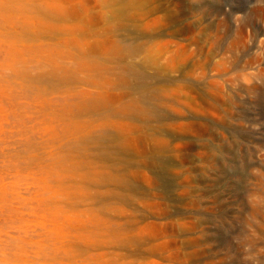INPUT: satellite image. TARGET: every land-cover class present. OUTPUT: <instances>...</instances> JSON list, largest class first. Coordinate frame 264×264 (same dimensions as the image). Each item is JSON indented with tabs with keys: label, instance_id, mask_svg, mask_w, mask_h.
I'll list each match as a JSON object with an SVG mask.
<instances>
[{
	"label": "rangeland",
	"instance_id": "obj_1",
	"mask_svg": "<svg viewBox=\"0 0 264 264\" xmlns=\"http://www.w3.org/2000/svg\"><path fill=\"white\" fill-rule=\"evenodd\" d=\"M0 264H264V0H0Z\"/></svg>",
	"mask_w": 264,
	"mask_h": 264
},
{
	"label": "bare ground",
	"instance_id": "obj_2",
	"mask_svg": "<svg viewBox=\"0 0 264 264\" xmlns=\"http://www.w3.org/2000/svg\"><path fill=\"white\" fill-rule=\"evenodd\" d=\"M140 2L138 1H128V2H125L122 7H119L117 9H115V14L117 17L119 18H128L130 17L131 15L129 14V10L132 8H135L136 6H139ZM60 10H57V11H50L48 13H52V14H59L61 17H65V18H68V17H76V16H79L80 15V11L78 9H72L71 11H66V12H59ZM89 24V22H88ZM101 45L102 44H92V45H89V49H91L90 51L91 52H98L100 51V48H101ZM116 45V44H115ZM117 50H120V46H116ZM110 54V53H109ZM153 57L152 55H148L147 56V61L148 62H153ZM132 65V64H131ZM126 66V65H125ZM124 68V67H123ZM134 67H131L129 66L126 70H124L122 73H121V79L123 82H125L126 84L129 82V78H128V75H129V72L133 70ZM136 71V70H135ZM118 72V71H117ZM134 72V71H132ZM131 72V74H132ZM164 72V71H163ZM137 73V72H136ZM141 75V74H140ZM131 79V78H130ZM133 80V79H132ZM131 80V81H132ZM142 80V78H141ZM137 81V80H136ZM143 81V80H142ZM146 83V82H145ZM126 84H124L126 86ZM136 84V83H135ZM134 85V83H133ZM128 88V87H127ZM145 86L144 84L143 85H140L138 87L139 90L141 89H144ZM86 93V92H85ZM145 93V92H144ZM149 93V91H148ZM90 93H86L85 96H89ZM95 94V93H94ZM150 94V93H149ZM148 95V94H147ZM90 100L93 101V104H101V105H105V103H107V101H105V99L101 96V95H97L95 97H92ZM88 101V100H87ZM86 101V102H87ZM145 102V99L140 97V98H136L134 100H132L128 105L126 106H122V107H117V108H114L112 109L111 113L112 114H117V115H121V116H125V117H147V116H150V115H153L154 114V111L149 108H145V106H143ZM148 102V101H147ZM86 107V106H85ZM88 108V107H87ZM79 109V108H78ZM84 112V111H83ZM104 130V129H103ZM106 131V130H105ZM121 133L124 132L123 129L120 130ZM104 133V132H103ZM107 134V133H105ZM105 136V135H104ZM117 136V135H115ZM106 137V136H105ZM152 138V137H151ZM106 139V138H105ZM103 141V139L101 140ZM107 141V140H106ZM113 142V141H111ZM119 143L121 145V147H123L124 149H135V150H138V147H137V140L135 139H125L123 136L120 138L119 140ZM160 148V147H159ZM159 150V149H158ZM158 154V153H157ZM159 157V156H158ZM156 155H153L151 158H148L147 161H149L150 159V162L153 163V164H157L159 162V158H158ZM150 163V164H151ZM149 164V165H150ZM156 166H159V165H156ZM162 167V166H161ZM165 168V167H164ZM158 168H156L157 170ZM156 172V171H155ZM157 173V172H156ZM160 173H162L160 171ZM159 173V174H160ZM161 175V174H160ZM163 176V175H162ZM119 182L121 184H124L125 186H129L130 183L122 176L119 177Z\"/></svg>",
	"mask_w": 264,
	"mask_h": 264
}]
</instances>
